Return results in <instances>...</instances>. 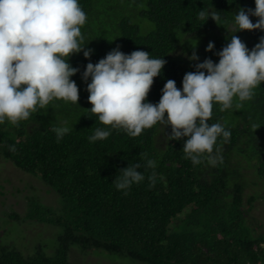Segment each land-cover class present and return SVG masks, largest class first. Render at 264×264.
Instances as JSON below:
<instances>
[{
    "label": "trees",
    "instance_id": "trees-1",
    "mask_svg": "<svg viewBox=\"0 0 264 264\" xmlns=\"http://www.w3.org/2000/svg\"><path fill=\"white\" fill-rule=\"evenodd\" d=\"M79 4L87 16L81 28L84 44L92 54L85 59L81 52L68 60L79 69L71 78L79 87L78 105L72 103L67 110L63 100H54L26 121L12 124L6 119L0 124L2 158L39 178L60 199L58 209L31 205L26 219L61 233L50 254L41 246L30 250L28 257L12 246L0 247V264H73V249L95 255L102 251L143 264H264V234L253 237L244 226L250 207L264 202V83L254 89L250 101L234 99L233 107L223 111L222 105L213 104L208 123H221L231 137L227 142L218 138L213 154L218 147L221 159L211 166L206 155L193 165L183 152L186 138L167 139L159 148L160 125L137 137L116 128L107 139L90 142L97 127L110 126L89 111L90 79L82 80L86 65L96 64L111 50L119 48L125 54L142 50L166 60L147 97L158 103L167 80H174L179 89L196 63L205 59L218 63L215 53L236 31L235 12L254 9V0H79ZM210 8L219 12L221 25L211 18L203 24L197 18L200 10ZM250 19L255 23L258 18ZM234 34L251 50L264 31ZM209 42L214 44L211 52L205 50ZM193 52L198 61L187 58ZM236 103L242 106L237 109ZM64 121L71 130L57 142L53 129ZM168 130L170 136V126ZM141 154L156 167H141L145 180L124 195L113 180L128 163L143 165ZM153 173L155 183L150 184Z\"/></svg>",
    "mask_w": 264,
    "mask_h": 264
},
{
    "label": "clouds",
    "instance_id": "clouds-1",
    "mask_svg": "<svg viewBox=\"0 0 264 264\" xmlns=\"http://www.w3.org/2000/svg\"><path fill=\"white\" fill-rule=\"evenodd\" d=\"M255 8L238 9L234 25L238 31H264V0H254ZM250 17H256L253 23ZM197 18L203 24L211 18L217 25L221 17L214 9H202ZM87 16L79 0H0V124L7 119L12 124L26 121L37 108H45L54 100L78 105L79 89L74 80L79 69L69 58L83 52L89 59L92 50L84 44L81 28ZM215 53L218 63L211 59L196 63L195 71L183 76L182 87L167 80L158 103L147 100L154 78L162 73L166 60L152 58L148 52L137 50L125 54L115 48L96 64L89 62L82 73L87 82L89 110L102 125L89 137L90 142L102 141L112 129L121 128L131 137L160 125L171 127L169 140L186 138L183 152L193 165L203 156L215 166L219 148L218 138L227 142L231 132L221 123L209 124L214 103L221 111L233 107V101H250L254 89L264 83V36L249 50L238 36ZM214 44L209 42L206 51ZM191 61L199 57L193 52ZM242 103H236L238 109ZM68 121L53 131L59 142L70 131ZM14 151V147H10ZM140 162L129 164L116 175L113 183L124 195L134 184L145 180L141 167L155 168L156 162L141 154ZM155 183V173L148 177Z\"/></svg>",
    "mask_w": 264,
    "mask_h": 264
},
{
    "label": "rangeland",
    "instance_id": "rangeland-1",
    "mask_svg": "<svg viewBox=\"0 0 264 264\" xmlns=\"http://www.w3.org/2000/svg\"><path fill=\"white\" fill-rule=\"evenodd\" d=\"M145 25L150 26L146 22ZM62 104L71 110V102L63 101ZM169 134L168 126H159L156 137L159 148L164 147ZM59 203V197L55 193L50 194L39 178L23 173L0 155V247L12 246L27 257L29 251L37 246H41L48 254L52 253L56 249L60 229L30 221L26 215L31 205L41 204L58 209ZM248 207L246 203L245 209L248 210ZM11 214L18 216V220L13 219ZM259 224H262V228L255 229ZM244 226L253 237L264 234V202L257 201L255 207H250L248 216L244 218ZM70 259L73 264H143L124 256L102 251L95 255L80 249H73Z\"/></svg>",
    "mask_w": 264,
    "mask_h": 264
}]
</instances>
